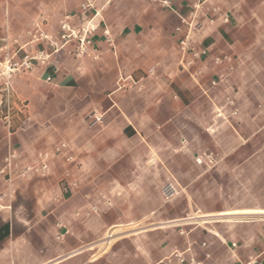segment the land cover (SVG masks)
I'll use <instances>...</instances> for the list:
<instances>
[{"label": "crops", "instance_id": "obj_1", "mask_svg": "<svg viewBox=\"0 0 264 264\" xmlns=\"http://www.w3.org/2000/svg\"><path fill=\"white\" fill-rule=\"evenodd\" d=\"M174 9L0 0V62L48 55L14 75L12 99L0 93V264H177L175 251L201 264L264 258V214L253 213L264 212V0H177ZM65 13L97 27L84 53L75 40L53 51L28 34L59 39ZM178 27L206 53H183ZM39 151L51 155L48 176L15 174L34 168ZM168 183L179 191L169 200ZM245 211L199 222L210 226L178 222ZM167 223L184 228H145L98 255L79 245L112 227Z\"/></svg>", "mask_w": 264, "mask_h": 264}, {"label": "built area", "instance_id": "obj_2", "mask_svg": "<svg viewBox=\"0 0 264 264\" xmlns=\"http://www.w3.org/2000/svg\"><path fill=\"white\" fill-rule=\"evenodd\" d=\"M153 2L159 3L162 7L175 10L174 4L177 0H152ZM200 2L198 1L195 7H198ZM87 6H82V10H86ZM77 15L75 14H67L64 19L61 21V33L60 37L57 40H54L47 33L43 32L38 27H35L28 34L31 37L32 41L35 43L45 42L47 45L56 51L59 48V42L62 44H66L71 41H76L78 43L79 52L84 53L88 46L92 45V37L97 30V27L90 25L89 23L83 24L79 29H75L72 25V22L75 21ZM224 21L228 22V16H224ZM181 22L184 25H187L189 29L192 27V22H188L187 19L181 18ZM177 33L180 35L179 38V47L180 50L185 54H190L194 57H199L206 52L203 50H197L190 38V32L181 33L182 28H176ZM105 36H109V32L107 30L104 31ZM48 55L45 54L44 50L38 51L33 56H26L18 61H12L9 59H5L0 62V93H5L6 98L8 100L12 99L13 96V87L11 85V80L17 73H20L24 70H31L34 66V61H40L42 64L45 63ZM28 108V105L25 101H20V112L23 114V111ZM12 106L9 104L7 106V110L4 114L1 115V119L3 120L4 125L8 128V130H12V117H11ZM96 121H100V117H95ZM62 147L57 149V152H60ZM50 153L46 151H41L38 153V158L36 159V163L33 169L40 172L41 175H47L50 172L49 168V160ZM209 161L208 164H213L214 159L211 155L208 156ZM197 163L201 164L203 161L201 158H197ZM178 188L174 183H168L163 187L162 193L165 199H172L174 196L178 194ZM6 197L5 194L0 196V202ZM11 197V196H10ZM1 207V204H0ZM186 220V219H185ZM204 245V244H203ZM172 256L176 259L177 264H201L196 260L195 257H186L184 252L175 251ZM170 260V259H169ZM171 262V261H169ZM251 264H264V258L260 261H253Z\"/></svg>", "mask_w": 264, "mask_h": 264}, {"label": "rangeland", "instance_id": "obj_3", "mask_svg": "<svg viewBox=\"0 0 264 264\" xmlns=\"http://www.w3.org/2000/svg\"><path fill=\"white\" fill-rule=\"evenodd\" d=\"M1 1H3V0H1ZM67 14H71V13H65L62 15V17L59 18V22H58L59 30H60L59 31V37H60V33H61V21L64 19L65 15H67ZM75 21H76V19H75ZM75 21L72 22V25L74 26L75 29H79L82 26V24L79 27H77L75 24ZM34 170L35 169H33V167L32 168L29 167V168H26L23 170L17 169V170H15V174L19 173V175H24L23 177H25L28 173H33ZM49 174H50V172H49ZM49 174L42 175V176H48ZM16 196H17V192L12 195V198H14ZM29 202L32 205V201L29 200ZM127 212L130 213V211H127ZM32 213H33V211H32ZM105 216H108V214ZM178 222H192L191 227H196L197 225L210 226L209 224H200L199 221H197L195 219L191 220V218L186 219V220H182V221H178ZM176 224H178V223H167L165 225H159V226H157V225L148 226L146 224H141V225H132V226L124 225V226L112 227V228L107 230L106 235L100 241H88V242L80 241L79 245L80 246H87L89 248L91 247L92 253H94L95 255H98L99 251H103V250L110 251L114 247V245H117L115 243L117 240H119L121 238V236L132 234V233L135 234V233H137V232H139L145 228L153 229L152 231H156L157 228H159L161 230L162 229H177V230L182 229L183 226H177ZM110 235H112V237H109ZM108 240H110V242H108Z\"/></svg>", "mask_w": 264, "mask_h": 264}, {"label": "bare ground", "instance_id": "obj_4", "mask_svg": "<svg viewBox=\"0 0 264 264\" xmlns=\"http://www.w3.org/2000/svg\"><path fill=\"white\" fill-rule=\"evenodd\" d=\"M253 213H255V214H264L263 211L262 212L261 211H259V212H255L254 211ZM249 214H250V212H246V211L245 212H226V213H220L218 215H201V216H196L194 218H191V220H194L195 219V220H197V221H199L201 223H209V222H212L214 220H219L221 218L235 220L233 218H239V216H244V215H249ZM109 237H112V235H110ZM108 242H110V240H108Z\"/></svg>", "mask_w": 264, "mask_h": 264}]
</instances>
